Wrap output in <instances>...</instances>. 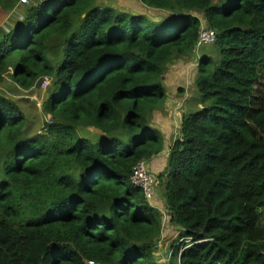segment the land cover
Segmentation results:
<instances>
[{
	"label": "trees",
	"instance_id": "trees-1",
	"mask_svg": "<svg viewBox=\"0 0 264 264\" xmlns=\"http://www.w3.org/2000/svg\"><path fill=\"white\" fill-rule=\"evenodd\" d=\"M18 1L0 0V24ZM138 1L167 15L31 0L0 27V81L9 69L25 88L48 79L35 135L0 92V264H159L164 214L130 174L163 148L149 121L161 75L195 51L201 19L218 55H199L200 107L182 113L155 174L178 228L167 264H264V0ZM90 125L98 138L81 133Z\"/></svg>",
	"mask_w": 264,
	"mask_h": 264
},
{
	"label": "rangeland",
	"instance_id": "rangeland-1",
	"mask_svg": "<svg viewBox=\"0 0 264 264\" xmlns=\"http://www.w3.org/2000/svg\"><path fill=\"white\" fill-rule=\"evenodd\" d=\"M28 4L30 3L31 0H27ZM97 3L96 5H106V4H114L115 6L119 7V5H122L123 3L118 0H96ZM101 3V4H100ZM28 4L25 5H20L19 8H23V10L27 7ZM129 3H126L125 7H127ZM145 6V5H144ZM21 10V9H20ZM127 12V11H125ZM159 14V13H158ZM11 11L9 15L7 16V23L4 21L1 22L0 27L2 26H13L15 23L14 17H11ZM153 16L156 14L153 13ZM167 12L161 11L160 16H166ZM13 16H15L13 14ZM159 17V16H157ZM203 18V17H202ZM203 20V19H201ZM8 24V25H6ZM203 24H205L203 22ZM197 54L202 55V54H207L211 57L212 61H214L218 55L216 48L214 47L213 44L209 45H203L197 49ZM217 54V55H216ZM193 56V53H191ZM173 60L169 66L164 70V74H167L169 72L170 66H177L181 67L182 69L186 70L187 69V64L183 63L180 60ZM177 62V63H175ZM175 63V64H174ZM12 70L9 69L6 74H3V80L0 81V92L8 97L9 99L15 101L23 113L25 114V117L27 119V124H26V132L28 135H35L40 130H42V127L44 126V123L46 121V115L42 111L41 108V102L46 98L47 96V87H42L41 86V81H37L33 86L29 88L22 87L16 83H14L11 79L10 74ZM264 79V76L261 78V80ZM174 89L176 90L178 87H181L184 92L187 91V86H186V81L183 76H181L178 81L174 84ZM188 92V91H187ZM198 95V94H197ZM183 99V97H181ZM199 106V102H193L189 108H195ZM153 113V112H152ZM81 133L84 136H89V137H95L98 138L99 136V131L96 130V128L93 125L87 126V127H82L81 128ZM93 138V139H95ZM163 192L164 188L163 186L157 185L155 189V198L150 201V204L154 203L155 205H158L161 210V214H164L163 219H162V229H161V234L160 237L156 240L155 242V248H154V257L156 261L159 264H167L169 255H170V246L175 243V245L180 244L178 241V228L175 227L174 225L170 224L168 222V214L166 212V209L163 205L162 198H163ZM158 199L161 201L159 202ZM153 206V205H152ZM155 207V206H154ZM157 208V207H156ZM258 228L260 231L264 232V220L259 221ZM96 263V262H95Z\"/></svg>",
	"mask_w": 264,
	"mask_h": 264
},
{
	"label": "crops",
	"instance_id": "crops-1",
	"mask_svg": "<svg viewBox=\"0 0 264 264\" xmlns=\"http://www.w3.org/2000/svg\"><path fill=\"white\" fill-rule=\"evenodd\" d=\"M118 1H121L123 3L122 5H119V7L115 6L114 4L111 5L106 4V5L111 6L118 11H127V13L130 14L146 15L155 20H157L159 18L157 16H160L161 14V11L147 8L144 5H142L138 0H118ZM126 3H129L127 7H125ZM23 8L21 7L19 8L18 6V12L20 14H23L22 12ZM153 13H155L156 15L153 16L152 15ZM10 16L14 17L15 20L17 19V16H13V14H11ZM5 19H7V17ZM4 22L7 23L6 20H4ZM196 51L197 49H195V51L193 50V56L191 55L181 59L183 60L181 61L182 64L186 63L188 66L186 70L182 69L181 67L170 66L169 72L167 74H164L165 73L164 72L161 75V83L165 88V98L163 100L162 105L153 111L149 120L151 121V123L154 125L155 128L161 131L163 135L162 150L160 151L159 154H157L147 162V167L149 171H151V173L153 174L158 175L159 173L163 172L165 169L168 153H169V147L172 141L178 135V129H179L180 118L182 116V113L187 112L188 110H190L191 112L196 110L198 107H200L198 106L195 108H189V106L193 102H195V101H191L190 92L193 91L194 89L193 82L197 70V59L199 57ZM181 76H183L186 81L188 92L187 91L184 92V90L181 87H178L176 90L173 87ZM181 97H183V99ZM178 104L182 105L181 108H176ZM155 196L156 195L154 194V198ZM158 201L161 202L159 199ZM152 205L157 207L158 209L161 208L158 205H155L154 203H152Z\"/></svg>",
	"mask_w": 264,
	"mask_h": 264
},
{
	"label": "built area",
	"instance_id": "built-area-1",
	"mask_svg": "<svg viewBox=\"0 0 264 264\" xmlns=\"http://www.w3.org/2000/svg\"><path fill=\"white\" fill-rule=\"evenodd\" d=\"M28 4L27 0H19L15 7L11 10V14H14L17 16L18 20L23 19V14H20L18 12V6ZM8 25V24H6ZM2 28L6 31H8L9 26H2ZM199 36L197 40L195 41V49H198L199 47L203 45H209L213 44L216 39V33L214 30H211L206 27L205 24L202 23L200 28ZM48 83L47 78H43L41 81V86L45 87ZM130 181L132 184L138 186L145 197L147 201H151L155 194L156 189V181L157 177L155 174L151 173L147 167L146 161H139L132 169V172L130 174ZM88 264H99L92 261H89Z\"/></svg>",
	"mask_w": 264,
	"mask_h": 264
},
{
	"label": "clouds",
	"instance_id": "clouds-1",
	"mask_svg": "<svg viewBox=\"0 0 264 264\" xmlns=\"http://www.w3.org/2000/svg\"><path fill=\"white\" fill-rule=\"evenodd\" d=\"M202 22H205V20L203 19V20H201Z\"/></svg>",
	"mask_w": 264,
	"mask_h": 264
}]
</instances>
